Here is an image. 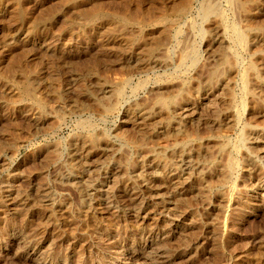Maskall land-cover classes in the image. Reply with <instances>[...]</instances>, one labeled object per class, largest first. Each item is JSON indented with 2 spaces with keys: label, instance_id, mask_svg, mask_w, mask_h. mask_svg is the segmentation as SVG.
Returning a JSON list of instances; mask_svg holds the SVG:
<instances>
[{
  "label": "rangeland",
  "instance_id": "obj_1",
  "mask_svg": "<svg viewBox=\"0 0 264 264\" xmlns=\"http://www.w3.org/2000/svg\"><path fill=\"white\" fill-rule=\"evenodd\" d=\"M186 1L187 15L175 26L165 23L163 16ZM210 1L238 29L264 33V0H245V10ZM204 3L0 0V191H9L0 194V264H142L161 249L160 264H264V142H252L248 129L264 131V34L256 43L249 36V52L234 46L215 17L204 21ZM123 15L142 29L131 31L134 43L125 46L126 28L117 24ZM86 17H95L92 25ZM183 51L191 52L187 61ZM249 61L261 76L248 72L243 80ZM213 72L223 79H213L221 83L215 93L204 85ZM26 86L30 98L22 93ZM159 98L176 103L158 112ZM137 106L154 118L135 120ZM217 110L232 119L223 129L206 122ZM171 121L174 127L182 121V130ZM183 144L194 157L182 174L192 186L172 202L125 212L85 201L81 186L93 180L111 190L140 173L165 183L173 151ZM113 167L119 170L110 172Z\"/></svg>",
  "mask_w": 264,
  "mask_h": 264
},
{
  "label": "bare ground",
  "instance_id": "obj_2",
  "mask_svg": "<svg viewBox=\"0 0 264 264\" xmlns=\"http://www.w3.org/2000/svg\"><path fill=\"white\" fill-rule=\"evenodd\" d=\"M200 1V0H199ZM202 1V0H201ZM245 0H243V1H241V0H228V2L231 4V5H236V7L237 8H239V9H241V8H243L245 5L244 4H247L246 2L245 3H243ZM165 2V1H164ZM203 2H204V0H203ZM213 1H210V0H206V3H204V4H202L203 5V7H202V9H201V12H202V16H203V18H204V21H208L212 16L213 17H215V20H217L218 21V24L221 26V27H224V28H226L228 31H229V34H230V40H231V42H232V44L234 45V46H237V47H239V48H242V49H246L247 51H248V47L250 48V43H249V36L250 37H252L253 39V41L255 40V43L258 41L259 42V40L258 39H260V36L261 35H263L262 33H260L259 31H257V30H255V28H254V30L253 29H249L248 28V26L246 27V28H248L247 30H246V28H245V32L244 31H242V30H244V28L242 29V30H240V29H238L239 27L238 26H236V24L235 23H229L228 21H227V19H226V16H225V13H223L219 8L221 7V4H219V8H218V6L217 5H214L213 3H212ZM253 2V1H252ZM202 3V2H201ZM5 4V3H4ZM164 4V3H163ZM189 3H188V1H186L182 6H180V7H178V8H175V9H172L169 13H167V14H165V16H163L164 18H163V20L165 21V23H169L170 24V26L173 24L174 26L176 25V23H177V18H181V17H185L186 15H187V13L189 12V10L191 9L190 7H189V5H188ZM224 4V3H223ZM128 8V7H127ZM166 8V7H165ZM190 8V9H189ZM245 8V7H244ZM243 8V9H244ZM171 9V8H170ZM238 9V10H239ZM246 9H247V6H246ZM127 10V9H126ZM199 10V9H198ZM242 10V9H241ZM240 10V11H241ZM245 10V9H244ZM93 11H94V9H93ZM234 11H236V9L234 10ZM247 11V10H246ZM89 12V11H88ZM161 12H163V11H161ZM229 12V11H228ZM239 12V11H238ZM96 13V12H95ZM232 13H234V12H232ZM236 13V12H235ZM234 13V14H235ZM245 13V12H244ZM242 14V13H241ZM84 15V14H83ZM95 15V14H94ZM196 15V14H195ZM93 16V15H92ZM118 16H120V15H118ZM126 16V15H125ZM124 15L123 16H121V17H118L117 18V24H118V22L119 23H121L123 26H125V28H126V33L124 34L125 36H123L122 37V44H124V46L125 45H129L132 41H133V36H134V34H132V32L131 31H133V32H135L134 30L137 28L138 29V31L140 32V31H142V29H141V25L139 24V23H135L134 22V20H133V22L132 21H130V19H128L127 17H125ZM239 16V15H238ZM245 16H247V15H245ZM106 17V16H105ZM110 17V16H109ZM237 17V16H236ZM87 18V17H86ZM162 18V17H161ZM82 19V18H81ZM160 19V18H159ZM190 19H192V18H190ZM189 19V20H190ZM85 20V19H84ZM87 22H88V24H91L94 20H95V17H88L87 19ZM85 20V21H86ZM247 20V19H246ZM245 20V21H246ZM83 21V20H82ZM145 21V20H144ZM217 21H215V22H217ZM240 21V20H239ZM239 21H237L238 22V24H239ZM116 22V21H115ZM114 22V23H115ZM147 22V21H146ZM145 22V23H146ZM84 23V22H83ZM96 23V22H95ZM113 23V24H114ZM85 24H86V22H85ZM116 24V23H115ZM196 24V23H195ZM214 24V23H213ZM87 25V24H86ZM92 25V24H91ZM164 25V24H163ZM168 25V24H167ZM188 25V24H187ZM240 25V24H239ZM89 26V25H88ZM110 26H112V25H110ZM109 26V27H110ZM144 26H145V24H144ZM166 26V25H165ZM203 26V25H202ZM217 26V25H216ZM242 26V25H241ZM117 27V26H116ZM120 27V26H119ZM238 27V28H237ZM112 28V27H111ZM163 28V27H162ZM189 28V27H188ZM223 28V29H224ZM242 28V27H241ZM166 29H168V28H165V30ZM113 30V29H112ZM169 30V29H168ZM167 30V31H168ZM209 30V29H208ZM138 31H137V34H138ZM175 31V30H174ZM263 31V30H262ZM113 32V31H112ZM112 32H110V33H112ZM163 32H164V28H163ZM225 32H227V31H225ZM264 32V31H263ZM164 33H166V32H164ZM120 34V33H119ZM136 34V35H137ZM167 34H168V32H167ZM215 35V34H214ZM122 36V35H121ZM203 36V35H202ZM226 36V35H225ZM144 37V36H143ZM147 37V36H146ZM146 37H144L145 39H146ZM264 37V36H263ZM154 38V37H153ZM167 38V37H166ZM188 38V37H187ZM160 39V38H159ZM201 39H203V37L201 38ZM10 40V39H9ZM188 40V39H187ZM221 40V39H220ZM223 40V39H222ZM257 40V41H256ZM189 41V40H188ZM213 41V40H212ZM217 41V40H216ZM222 42V41H221ZM132 43H134V42H132ZM260 43H263V42H260ZM145 44H147V43H145ZM217 44V43H216ZM220 44V43H219ZM119 45V44H118ZM154 45V44H153ZM256 45V44H255ZM106 46V45H105ZM120 46V45H119ZM150 46V45H149ZM223 46V45H222ZM229 46V45H228ZM115 47V46H114ZM152 47V46H151ZM185 47V46H184ZM254 47V46H253ZM111 48V47H110ZM118 48V47H117ZM146 48V47H145ZM150 48V47H149ZM149 48H147V50L149 49ZM251 48H252V45H251ZM255 48V47H254ZM1 49V48H0ZM122 50H123V48H121ZM141 49V48H140ZM184 49V48H183ZM185 49H186V47H185ZM224 50L226 49V48H223ZM235 49V48H234ZM144 50V49H143ZM231 50V49H230ZM254 50V49H253ZM252 50V51H253ZM8 51V50H7ZM119 51V50H118ZM219 51V50H218ZM4 52V51H3ZM107 52V51H106ZM112 52V51H111ZM138 52H140V51H138ZM157 52H158V50H157ZM157 52H156V54H157ZM182 52V51H181ZM184 52V51H183ZM186 52V51H185ZM184 52V53H185ZM221 52V51H220ZM219 52V53H220ZM222 52H224V51H222ZM228 52V51H227ZM241 52V51H240ZM249 52V51H248ZM137 53V52H136ZM145 53H147V52H145ZM191 52L190 51H187L184 55H183V57H182V60L183 61H187V59H188V57H189V54H190ZM109 55V54H108ZM131 55V54H130ZM137 55V54H136ZM149 55V54H148ZM195 55V54H194ZM222 55V54H221ZM220 55V56H221ZM228 56H231V54H230V52L227 54ZM237 55V53H235V56ZM1 56V55H0ZM6 56V55H5ZM181 56V55H180ZM219 56V55H218ZM253 55H251V57H252ZM153 57V56H152ZM155 57V56H154ZM169 57V56H168ZM193 57V56H192ZM254 57V56H253ZM146 58H148V57H146ZM197 58V57H196ZM224 58V57H223ZM230 58L231 57H227L226 59H224V62L225 63H227V62H229L230 63V61H233V59L232 60H230ZM250 58V57H249ZM195 59V58H194ZM221 59H222V57H221ZM64 60V59H63ZM144 60V59H143ZM254 60H256V59H254ZM253 60V61H254ZM2 61V60H1ZM65 61V60H64ZM140 61V60H139ZM138 61V62H139ZM195 61V60H194ZM221 61H223V59L221 60ZM247 61V60H246ZM262 61V60H261ZM146 62V61H145ZM195 62H198V61H195ZM260 62V61H259ZM136 63V62H135ZM164 63H167V62H164ZM233 63H234V61H233ZM150 64H152V62L150 63ZM154 64V63H153ZM161 64H163V63H161ZM194 64V63H193ZM232 64V63H231ZM256 64V63H255ZM253 62H250L249 61V63H247L246 65L247 66H245V70L243 71V72H240V73H242V78H243V80H245V78H247V73L248 72H251V73H253L254 74V76L256 75V77H259V76H261V75H259V68L257 67V65H255ZM131 65V64H130ZM165 65V64H164ZM167 65V64H166ZM190 65V64H189ZM226 65V64H225ZM228 65V64H227ZM234 65H235V63L232 65L233 67H234ZM125 66V65H124ZM128 66V65H127ZM134 66V65H133ZM138 66V65H137ZM160 66V65H159ZM126 67V66H125ZM132 67V66H131ZM140 67V66H139ZM228 68L230 67V65H228L227 66ZM226 67V68H227ZM241 67V66H240ZM129 68H130V66H129ZM226 68L225 67H223V69H221V70H218L216 73L218 74V72L220 71V72H222V73H224L225 72V70H226ZM227 68V69H228ZM190 69V68H189ZM236 69V68H235ZM235 69L234 68H232V67H230L229 69H228V71L229 70H231V71H235ZM128 70V69H127ZM211 70V69H210ZM227 71V70H226ZM241 71V70H240ZM239 72V71H238ZM3 73V72H2ZM94 73V72H93ZM215 72H213L212 74H211V76L208 78V80L207 81H205V91L206 90H210V91H212V92H214L215 91V89H216V85L218 84V86L219 85H221V83L220 82H217L218 80L217 79H219V81H221V80H223V79H220L219 77H221L222 75V73H219V76L217 77V79H214L215 78V76L217 75ZM251 73H249V74H251ZM248 74V75H249ZM3 74H1L0 76H2ZM25 75V74H24ZM221 75V76H220ZM234 75V74H233ZM29 76V75H28ZM40 76V75H39ZM30 77V76H29ZM232 77V76H231ZM5 78V77H4ZM227 78V77H226ZM202 79V78H201ZM217 80L216 82H217V84L215 85L214 83L215 82H213L214 80ZM230 79V78H229ZM228 79V80H229ZM234 79V78H233ZM249 79V78H248ZM256 79V78H255ZM251 80V79H250ZM260 80V79H259ZM28 81V80H27ZM30 81V80H29ZM124 81H126V80H124ZM225 81V80H224ZM227 81V80H226ZM247 81V80H246ZM256 81V80H255ZM262 81H263V79L262 80H260L259 82H261L262 83ZM233 82H235V81H233ZM237 82V81H236ZM249 82V81H248ZM253 82V81H252ZM103 83V82H102ZM142 83V82H141ZM182 83V82H181ZM246 83V82H245ZM249 83H251V82H249ZM26 84V83H25ZM31 84H33V83H31ZM170 84V83H169ZM200 84H202V83H200ZM228 84V83H227ZM230 84V83H229ZM252 84V83H251ZM250 84V85H251ZM102 85V84H101ZM199 85V84H198ZM223 85V84H222ZM125 86V85H124ZM246 86H247V83H246ZM255 86V85H254ZM254 86H253V88H254ZM139 87V86H138ZM191 87V86H190ZM225 87V86H224ZM257 87V86H256ZM115 89H116V87H114ZM234 88V87H233ZM264 88V87H263ZM98 89V88H97ZM122 89H123V87H122ZM231 89V88H230ZM229 89V90H230ZM256 89V88H255ZM23 91H22V93H23V95L25 96V97H29V95H30V91H29V88H28V86H26V87H24L23 89H22ZM31 90V89H30ZM101 90H103V89H101ZM248 90H250L249 89V87H248ZM262 90V89H261ZM264 90V89H263ZM262 90V91H263ZM115 91V90H114ZM113 91V92H114ZM121 88L119 89V87H118V89L116 90V92H118L117 94H119L120 95V93H121ZM157 91V90H156ZM159 91V90H158ZM162 91V90H161ZM251 91V90H250ZM252 91H255L254 89L252 90ZM112 92V91H111ZM176 92V91H175ZM211 92V93H212ZM247 92H249V91H247ZM264 92V91H263ZM95 93V92H94ZM183 93H185V92H183ZM188 93V92H187ZM215 93V92H214ZM217 93V92H216ZM245 93H246V91H245ZM259 93V92H258ZM84 94V93H83ZM92 94V93H91ZM96 94V93H95ZM106 94V93H105ZM104 94V95H105ZM122 94H124V93H122ZM251 94V93H250ZM260 94V93H259ZM246 95H248L247 93H246ZM227 96H229V95H227ZM231 96V95H230ZM250 96V95H249ZM263 96H264V94H263ZM262 96V97H263ZM92 97V96H91ZM97 97V96H96ZM104 97V96H103ZM110 97V96H109ZM108 97V98H109ZM114 97V96H113ZM30 98V97H29ZM168 98V97H167ZM170 98V97H169ZM183 98V97H182ZM96 99V98H95ZM226 99V98H225ZM233 99V98H232ZM248 99V98H247ZM249 99H251V98H249ZM261 99V98H260ZM111 100V99H110ZM113 100V99H112ZM178 100V99H177ZM234 100V99H233ZM115 101V100H114ZM156 101V100H155ZM178 101H180V100H178ZM229 101V100H228ZM238 101V100H237ZM258 101V100H257ZM256 101V102H257ZM106 102H107V100H106ZM227 102V101H226ZM231 102V101H230ZM75 103V102H74ZM94 103H96V102H94ZM134 103V102H133ZM175 103H176V101H175V99H165V98H159L158 100H157V102H156V111H165L166 109H168L169 110V108L170 107H172L173 105H175ZM187 103V102H186ZM40 104V103H39ZM131 104V103H130ZM223 104V103H222ZM228 104V103H227ZM226 104V105H227ZM230 104V103H229ZM228 104V105H229ZM250 104V103H249ZM258 104V103H257ZM98 105V104H97ZM138 105V104H137ZM141 105V104H140ZM154 105V106H155ZM221 105V104H220ZM232 105V104H231ZM238 105V104H237ZM244 105V104H243ZM142 106V105H141ZM103 107H104V105H103ZM118 107V106H117ZM176 107V106H175ZM183 107V106H182ZM222 107V106H221ZM226 107V106H225ZM245 107V106H244ZM223 108H224V106H223ZM105 109V108H104ZM133 110H131V111H133V113H134V116H135V120H137V121H139V120H141V121H143V120H146V121H149L152 117L154 118V112L153 111H151V112H149V111H146L145 110V108L143 109V107H141L140 108V106L138 107H133L132 108ZM147 109V108H146ZM165 109V110H164ZM176 109V108H175ZM103 110V109H102ZM106 110H107V108H106ZM172 110V109H171ZM182 110H183V113H181V117H182V119H185V117L187 116L186 115V108H182ZM222 110V109H221ZM231 110V109H230ZM235 110V109H234ZM218 111V112H217ZM216 111V113H215V116L216 117H214V118H211V117H208L207 118V123L209 124V125H211V126H214V127H218V129H219V127H221V126H224L223 124V122H226V121H228V120H230L229 119V117H230V115L228 114V113H226V112H224V111H220L219 112V110H217ZM238 111V110H237ZM255 111V110H254ZM105 112V111H104ZM175 112V111H174ZM229 112H231V111H229ZM239 112V111H238ZM132 113V114H133ZM157 113V112H156ZM164 113V112H163ZM174 114V113H173ZM256 114V113H255ZM175 116V115H174ZM210 116H212V115H210ZM233 116V115H232ZM238 116V115H237ZM254 116V115H253ZM169 117V116H168ZM179 117V116H178ZM244 118V117H243ZM188 119V118H187ZM175 120H176V118H175ZM179 120V119H178ZM180 120H181V118H180ZM232 120V119H231ZM246 121V120H245ZM152 122V121H151ZM172 122V121H171ZM174 122V121H173ZM173 122H172V124H173ZM177 122V121H176ZM179 122V121H178ZM182 122V121H181ZM181 122H179L178 123V126L176 127H174V125H175V123L172 125L173 127H174V129H176V130H179V131H181L182 130V128H180V126H182L180 123ZM189 122V121H188ZM230 122V121H229ZM80 123V122H79ZM183 123H184V121H183ZM232 123V122H231ZM93 124V123H92ZM86 125V124H85ZM155 124H154V122H153V126H154ZM160 125V124H159ZM168 125V124H167ZM226 125V124H225ZM92 126V125H91ZM160 126H162V125H160ZM210 126V127H211ZM231 126V125H230ZM151 127V126H150ZM187 127V126H186ZM255 127V126H254ZM254 127H248V129H249V133H250V135L252 136V138H251V140H252V142H254V143H260V142H264V131L261 129H256V128H254ZM82 128H84V127H82ZM213 128V127H212ZM222 128V127H221ZM224 128H227V127H224ZM233 128V127H232ZM259 128V127H258ZM85 129V128H84ZM92 129V128H91ZM160 129L161 130H163V129H165L166 131L168 130V129H170V126H165V127H160ZM184 129V128H183ZM223 129V128H222ZM238 129V128H237ZM153 130V129H152ZM161 130H156V133L157 132H161ZM244 130H246V129H244ZM101 131V130H100ZM165 131V132H166ZM174 132V131H173ZM216 132V131H215ZM214 132V133H215ZM219 132V131H218ZM91 133V132H90ZM170 133V132H169ZM179 134V133H178ZM182 134V133H181ZM244 134V133H243ZM85 135H87V134H85ZM109 135V134H108ZM174 135V134H173ZM216 135V134H215ZM80 136V135H79ZM177 136V135H176ZM242 136V135H241ZM74 137V136H73ZM159 137V136H158ZM157 137V138H158ZM246 137V136H245ZM153 138V137H152ZM156 138V137H155ZM156 138V139H157ZM165 138V137H164ZM241 138V137H240ZM73 139V138H72ZM87 139L91 142V143H93V144H96V143H98V137H96V136H88L87 137ZM186 139V138H185ZM245 139V138H244ZM103 140H104V138H103ZM155 140V139H154ZM240 140V139H239ZM83 141V140H82ZM81 141V142H82ZM246 141H248L247 139H246ZM105 142V141H104ZM220 142V141H219ZM222 142V141H221ZM208 143V142H207ZM243 143H244V140H243ZM76 144V143H75ZM82 144V143H81ZM90 144V143H89ZM91 145V144H90ZM219 145V144H218ZM235 145V144H234ZM76 146V145H75ZM111 146H112V144H111ZM110 146V147H111ZM92 147H94V146H92ZM98 147V146H97ZM100 148V147H99ZM112 148V147H111ZM189 147H187V146H185L184 144L183 145H181L180 146V148L178 149V150H176L175 152L173 151V154H174V157L176 158L175 159V163H174V165L172 166V167H170V168H168V173L167 174H169V176H168V181H166L165 183H163V182H157V181H153L152 179H150V178H148L147 176L146 177H143V176H139V175H141V173L139 174V175H136V176H132V177H130L129 178V181L126 183V185L123 187V189L122 188H120V189H118V190H111L110 188V190L108 189V188H103V185H104V182H103V180L101 181H94L93 180V182H90L88 185H84V186H81V191H82V193H83V196H84V198H85V201L87 202V203H89L90 204V206H92V204H93V202L95 201V200H101V202L103 201V205L104 206H106V207H108L109 209L111 208V210H113V209H117L118 211H127V210H130V209H134V210H136L137 212H141V211H143L144 209H146V207H148L149 205H151V204H159V203H162V204H168V203H170V202H172L171 201V199L175 196H180V195H184V192H186V191H188V188H190L191 186H192V180H190V178H189V176H188V178H184V177H182V174L186 171V170H189L190 168H192L193 166H194V162H193V159H194V157H193V159H192V157L191 156H189L188 155V153H187V151H189V149H188ZM247 148V147H246ZM83 149V148H82ZM102 149H104V148H102ZM108 149V148H107ZM110 149V148H109ZM167 149V148H166ZM74 150V149H73ZM76 150V149H75ZM88 150V149H87ZM105 150V149H104ZM197 150V149H196ZM203 150H204V148H203ZM157 151H159L158 149H157ZM163 151V150H162ZM161 151V152H162ZM73 152V151H72ZM190 152V151H189ZM243 152V151H242ZM71 153V152H70ZM77 153V152H76ZM200 153V152H199ZM203 153V152H202ZM234 153H236V152H234ZM84 154V153H83ZM172 155V154H171ZM195 155V154H194ZM198 155H200V154H198ZM244 155V154H243ZM241 156V155H240ZM259 156V155H258ZM154 157H156V155L154 156ZM153 157V158H154ZM172 157V156H171ZM196 157V156H195ZM200 157V156H199ZM152 158V159H153ZM234 158V157H233ZM72 159H73V157H72ZM93 159V158H92ZM154 161H155V159H153ZM195 160H197V159H195ZM90 161V160H89ZM88 161V162H89ZM93 161V160H92ZM95 161V160H94ZM73 162V161H72ZM150 162V161H149ZM237 162V161H236ZM69 163H71V162H69ZM118 163V162H117ZM200 163V162H199ZM92 164V163H91ZM169 164V163H168ZM167 164V165H168ZM245 164V163H244ZM161 165V164H160ZM227 165V164H226ZM225 165V166H226ZM165 166V165H164ZM203 166V165H202ZM214 166V165H213ZM73 167H75V166H73ZM150 167H152V165L150 166ZM223 167V166H222ZM229 167V166H228ZM227 167V168H228ZM70 168V167H69ZM167 168V167H166ZM205 168V167H204ZM225 168V167H224ZM247 168V167H246ZM117 168H114L113 167V169H111V171L110 172H112V171H114V170H116ZM199 169V168H198ZM202 169V168H201ZM233 169V168H232ZM231 169V170H232ZM104 170V169H103ZM119 170V168L116 170V171H118ZM154 170V169H153ZM200 170V169H199ZM223 170V169H222ZM83 171V170H82ZM225 171V170H224ZM224 171H223V173H224ZM230 171V170H229ZM71 172V171H70ZM73 172V171H72ZM110 172H107V170H106V173H105V176L103 177V178H108V173H110ZM201 172V171H200ZM192 173V172H191ZM204 173V172H203ZM210 173V172H209ZM227 173V172H226ZM62 174V173H61ZM98 174V173H97ZM166 174V175H167ZM262 174H263V172H262ZM76 175V174H75ZM87 175V174H86ZM89 175V174H88ZM99 175V174H98ZM142 175H143V173H142ZM72 176V175H71ZM101 176H102V174H101ZM196 176H197V174H196ZM201 176H203V175H201ZM224 176V175H223ZM226 176H228V174H226ZM62 177H63V175H62ZM80 177V176H79ZM87 177V176H86ZM99 177V176H98ZM100 178V177H99ZM128 178V177H127ZM152 178H153V176H152ZM228 178V177H227ZM90 179V178H89ZM153 182H152V181ZM206 180V179H205ZM226 180V179H225ZM72 181V180H71ZM227 181V180H226ZM261 181V180H260ZM74 182V181H73ZM122 183V182H121ZM205 183V182H204ZM260 183V182H259ZM117 184V183H116ZM76 186V185H75ZM106 186H109V185H106ZM201 187H202V185H201ZM200 187V188H201ZM199 188V189H200ZM203 188V187H202ZM201 188V189H202ZM209 188V187H208ZM260 188H264V178L262 179V181H261V187ZM5 189V188H4ZM7 189V188H6ZM6 189L5 190H1L0 191V194H3V193H5V192H9V191H6ZM116 189V188H115ZM204 189H206V186H205V188ZM203 189V190H204ZM201 191V190H200ZM209 192V191H208ZM262 195V194H261ZM263 196H264V194H263ZM16 197V196H15ZM30 197V196H29ZM28 198V197H27ZM26 198V199H27ZM0 199H2V198H0ZM14 199V198H13ZM40 199V198H39ZM35 200V199H34ZM153 200H156V201H158V202H154ZM50 201V200H49ZM175 201V200H174ZM2 202H3V200H2ZM26 202V201H25ZM53 202V201H52ZM100 202V201H99ZM152 202H154V203H152ZM84 203V202H83ZM102 204V203H101ZM94 205V204H93ZM102 205V206H103ZM30 206V205H29ZM28 206V207H29ZM55 206V205H54ZM154 206V205H153ZM7 207V206H6ZM52 207H53V204H52ZM26 208V207H25ZM58 208V207H57ZM153 208V207H152ZM155 208V207H154ZM170 209V208H169ZM114 212H116V211H114ZM113 212V213H114ZM119 213H121V212H119ZM161 213H162V211H161ZM49 216V215H48ZM56 217V216H55ZM54 217V218H55ZM165 217V216H164ZM167 217V216H166ZM56 219V218H55ZM49 220V219H48ZM58 219H56V221H57ZM59 221V220H58ZM57 222H55V224H56ZM51 224V223H50ZM46 225V224H45ZM48 225V224H47ZM57 225V224H56ZM162 247V246H161ZM34 248V247H33ZM161 249V248H160ZM159 250V249H158ZM142 251V250H141ZM157 251V250H156ZM164 251V250H163ZM162 251V249L161 250H159V251H157V252H155V254H153V255H149V256H144V260H143V263L144 264H160L162 261V258H164L165 257V255H164V252ZM154 252V251H153ZM148 254V253H147ZM146 255V254H145ZM133 262H134V260H133ZM142 263V264H143Z\"/></svg>",
  "mask_w": 264,
  "mask_h": 264
}]
</instances>
